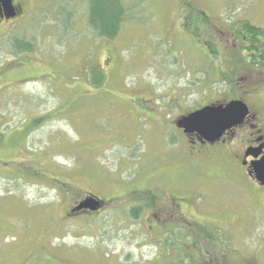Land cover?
<instances>
[{"label":"rangeland","instance_id":"obj_1","mask_svg":"<svg viewBox=\"0 0 264 264\" xmlns=\"http://www.w3.org/2000/svg\"><path fill=\"white\" fill-rule=\"evenodd\" d=\"M21 1L0 21V264H161L147 212L128 214L143 184L193 189L198 210L216 204L233 243L222 262L264 264V186L163 130L232 93L264 127V67L248 65L236 32L251 23L264 42V0H123L112 40L88 30V0ZM16 40L33 50L14 51ZM151 93L179 97L170 116L155 102L162 130L142 111ZM90 194L101 210L72 214Z\"/></svg>","mask_w":264,"mask_h":264},{"label":"flooded vegetation","instance_id":"obj_2","mask_svg":"<svg viewBox=\"0 0 264 264\" xmlns=\"http://www.w3.org/2000/svg\"><path fill=\"white\" fill-rule=\"evenodd\" d=\"M23 4L21 0H12L14 16L7 18L0 2V21L8 23L16 20L23 12ZM150 96V102L145 105L150 107V109H145L144 111L143 108L142 111L146 113L145 118L149 122L152 121L150 118H154L153 120L156 123L160 122L159 125L157 123V128L162 130L161 120L158 116H154L156 111L155 102L157 100H165L162 112H165L166 116H170L172 109L177 105L175 101H178L179 97H175L172 94L156 95L154 93H151ZM229 100V98H224L208 104L225 103ZM202 106L183 112L178 116H172L170 120H165V122H169L170 126H165L162 123L163 128L165 127L163 130L179 132L183 146L187 148L189 153L197 150L203 156L205 155V158H208L209 161L218 158L221 161H226L224 167L232 172L231 177L234 179L237 175L232 170L241 169L243 171L241 175L246 180H251L259 186H264L258 183L253 173H248V171H251L250 163L260 158L262 152H264V127L257 123V116L253 114L250 106H248L250 111L249 115L244 119L243 123L226 130L220 139L214 142H208L196 133L186 134L181 128L176 126V120L179 117ZM248 150L252 151L248 153ZM255 152H259L257 157L253 156ZM150 180L153 181L152 178ZM227 180L231 181L230 179ZM158 187L160 190L155 191L150 190V187H146L143 184L137 190V194L146 196L144 201L141 200L139 202L137 212L143 214L146 211V217L151 222V245H153L156 251L154 257L156 259L159 258L161 262H166L164 264H224L222 262L223 258L225 260L227 258L230 259L231 253L227 247V249H224V245L226 244L228 246V244L233 243L230 241L231 238L228 240L229 243L223 240V235L221 236V234H225L227 229L220 226L218 221V216L222 208L214 204L216 207L210 209L211 203H209L210 206L203 210H198L192 204V197L197 196V193L193 189H190V191L194 192L192 196L185 198L173 193L174 186L165 187L163 184H160ZM165 191H169V193L166 194ZM190 207L193 210L192 212L189 210ZM101 208L102 205L95 211L82 209L76 213L99 212ZM226 215V219L232 222L233 213L227 211ZM232 251L236 252L234 248H232ZM255 263L256 260L253 257H246V261L240 264Z\"/></svg>","mask_w":264,"mask_h":264},{"label":"trees","instance_id":"obj_3","mask_svg":"<svg viewBox=\"0 0 264 264\" xmlns=\"http://www.w3.org/2000/svg\"><path fill=\"white\" fill-rule=\"evenodd\" d=\"M184 6L188 7L191 5L187 2L184 4ZM127 11L128 8L124 6L123 0H88L86 13V23L89 27L88 30L92 31L98 38L112 40L118 35L122 22L128 19V16L126 15ZM236 27V32L239 36L237 38H239L240 42L242 43L240 49L246 51L248 65H252L258 68L264 67V42L262 41V38L259 37V33H262L260 29L248 22H241L237 24ZM243 33L246 34L243 35ZM14 44V51L21 49L33 50L32 44L26 41L24 42L21 40H16ZM224 78L226 80L230 79L226 77ZM232 81L233 78L230 79L229 83ZM228 98H238V96L232 93L226 99ZM43 118L37 117L32 119V123L30 126L35 125L38 120ZM21 172L24 171L21 170ZM24 173L28 174L26 172ZM145 199L146 196L142 194H137V197L134 198V200L137 201L138 204L141 200L144 201ZM138 204H134L128 208V214L134 219H138L142 214L137 212V208L139 206ZM72 214L77 213L74 212ZM164 263L166 262H161V264Z\"/></svg>","mask_w":264,"mask_h":264},{"label":"water","instance_id":"obj_4","mask_svg":"<svg viewBox=\"0 0 264 264\" xmlns=\"http://www.w3.org/2000/svg\"><path fill=\"white\" fill-rule=\"evenodd\" d=\"M7 18L13 17L12 0H0ZM249 107L242 99H231L225 103H212L204 105L199 109L182 115L176 120V126L184 133H196L208 142H214L232 127L243 123L249 115ZM252 150H248L250 153ZM259 152L253 153L254 157ZM251 171L260 185H264V152L260 158L250 163ZM102 205V202L90 194L70 209V212H78L82 209L95 211Z\"/></svg>","mask_w":264,"mask_h":264}]
</instances>
